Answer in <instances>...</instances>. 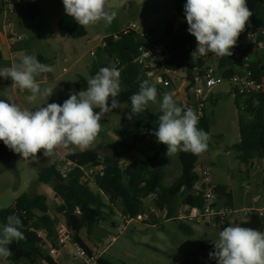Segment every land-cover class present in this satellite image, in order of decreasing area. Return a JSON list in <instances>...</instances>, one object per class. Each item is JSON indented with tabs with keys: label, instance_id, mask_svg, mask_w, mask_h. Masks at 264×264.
Returning <instances> with one entry per match:
<instances>
[{
	"label": "trees",
	"instance_id": "trees-1",
	"mask_svg": "<svg viewBox=\"0 0 264 264\" xmlns=\"http://www.w3.org/2000/svg\"><path fill=\"white\" fill-rule=\"evenodd\" d=\"M37 0H21L22 6L26 9L29 18L34 20L39 18V12L36 8ZM184 4L177 6V19L181 20L179 28L167 26L164 33L166 39L165 66L167 69L180 72L187 82L186 93L191 94L195 91L197 80L203 79V70L208 61L217 57V72L219 76L227 81L237 70L242 67L244 60H251L247 71L252 79L264 87V55L261 53L250 54L241 49L237 53L238 47L231 49L232 56H216L209 54L201 56L192 55L195 51L192 35L188 32V24L184 12ZM58 31L62 39L77 41L86 38V28L78 25L74 19L69 16L64 17L58 23ZM250 32L258 33L257 42L264 47V0H260V6L256 8L251 15L245 30L240 34L238 41ZM140 48L148 49L149 45L140 40L134 34L120 35L116 39L105 40V45L97 51V56L105 53L111 62H116L118 70L121 73V93L118 97L121 106L131 108L130 97L137 93L143 80H147L146 74L150 70V65H134L132 55H136ZM13 53L15 51L13 50ZM109 67L108 65H98L91 69V75L94 77L100 68ZM39 77H37V80ZM150 83V82H149ZM151 84V83H150ZM77 91L87 88V83L81 77L76 79ZM264 90V89H263ZM111 100H109V104ZM217 102L208 100L200 103L195 111L199 114L198 128L209 134L210 128L214 124V109ZM234 107L238 116V130L240 143L231 149L235 154L237 161L242 166H251L255 162L260 163L264 160V91L254 93L246 97L234 95ZM150 114L147 109L133 116V130L130 132L133 144H120L127 153L136 154L133 163L122 166L120 155L116 153V148L111 156L101 157L97 152L89 151L67 159L78 167L96 168L100 163L104 166V171L96 173L93 177L92 185L82 183V173L74 170L65 180L60 178L55 167L42 171L38 178V183L49 185L57 202L54 211L56 215L65 220V226L74 235L77 243L86 249L85 243L79 238L82 231H86L88 240L94 238L95 228L103 222L101 210L104 207V201L110 211L114 209L122 217L135 218L140 215H148V225L155 227V221L151 214H146L147 206L140 199V195H148L150 192L158 191V201L161 207L168 209L171 216L176 205L179 193L184 190L188 204L198 206L201 195L195 198L189 196V191L200 181L195 173L180 174L172 183H163L164 174L158 167V160L164 150L165 145L159 144V151L153 156H147L142 151L137 150L142 147L147 140L157 141L151 133L158 127L159 116ZM6 146L0 141V160L4 158ZM193 158L194 162L200 165L210 163V143L205 152L199 155L192 153L186 154ZM218 196L228 204L231 201L229 195H225V188L216 187ZM78 211L79 214H75ZM50 209L47 200L43 197H22L14 207L0 211V228L7 223L9 216L15 215L22 221L23 227L20 229L25 239L13 241L8 247L12 255L5 259L8 263L18 264L28 262L29 264H54L41 251L35 242V236L31 232L42 229L50 230L52 219L49 216ZM178 225V224H177ZM184 235L190 236L191 231L187 226L178 225ZM99 264H110L103 259Z\"/></svg>",
	"mask_w": 264,
	"mask_h": 264
},
{
	"label": "rangeland",
	"instance_id": "rangeland-1",
	"mask_svg": "<svg viewBox=\"0 0 264 264\" xmlns=\"http://www.w3.org/2000/svg\"><path fill=\"white\" fill-rule=\"evenodd\" d=\"M110 1H113L111 7L113 5L118 10V18L115 17L109 25L101 22L87 27L86 38L71 42L79 50L77 56L72 57V53L67 52L70 59L64 60L58 57V64L62 66L61 70L65 69L66 72L69 70V73L54 86L53 83H47L42 86V88L54 89L53 95L48 98V101H46V98H40L35 104L29 103L26 100V96L30 93L21 91L18 88H12L11 79L5 78L0 79V100L7 102V99H10L22 108L33 109V111H35L34 108L43 106L46 102L62 105L69 98L70 93L78 92L76 82L75 84L73 83L70 91H65L64 86L69 81L75 79L76 76H80L87 83L93 77L91 69L95 65L90 56V51L101 38H106V40L116 39L127 29L134 26L138 33L152 34L153 42L160 44L165 39L164 33L167 26L171 25L179 28L180 21L176 17V7L182 5V3L184 4V1L187 2V0ZM246 3L252 14L260 6V0H246ZM32 21H36V19H31L30 22ZM1 30L2 19L0 18V33ZM28 35L30 39L37 36L33 32L28 33ZM36 38L39 40L38 43L43 50L50 51L52 56L58 53L64 55L62 48L55 50L51 45V41H46L45 37ZM243 40H241L239 45L244 43L245 40ZM25 51L26 48L16 52L14 56H16L17 61L25 55ZM260 53L264 55L263 46L261 51H259ZM60 55L58 54V56ZM76 61H79L78 65L70 70ZM208 62L210 64L213 59ZM109 67L113 68V64H110ZM195 89H203V85L197 84ZM183 96L184 94L180 97L173 96L178 106H184L181 101ZM208 100L217 102V104L213 112L214 124L209 132L210 168L206 180L212 186L226 187L231 191L232 202L230 205L235 210L242 211L252 206L250 204H247V207L245 206L250 196L251 204H256V209H259L264 206V173L261 172V168L264 169V160L260 163L255 162L252 167L246 168L237 161L235 154L231 152L232 148L239 145L240 140L238 116L234 107L232 88L228 84H222L211 90L204 102ZM94 111L98 112L99 109ZM147 111L152 115L160 114L159 100L155 104L149 103ZM129 113V109L126 106H121L113 109L112 113L106 114L105 118L101 120L102 128L95 143L86 151H81L78 148L74 150L64 149L55 158H46L41 152L37 154L36 160L30 159L22 162L20 155L15 154L6 147L4 158L0 160V211L14 207L16 202L22 197H43L47 200V205L51 211L50 215L55 216L56 220L65 226L64 218L56 215L54 211L57 202L51 187L38 183L40 173L53 166L58 158H65L61 156H74L89 151L97 152L99 149L117 148L119 144L132 142V136L129 133L133 130V123L127 118ZM215 114L218 118L217 124H215ZM119 149L120 152L126 153L124 148L121 147ZM137 150L142 151L147 156H153L159 151V144L156 141L147 140ZM166 152L167 148L165 146L158 160V167L164 174L163 183H172L184 171L179 158L181 155L187 157L186 154L189 152L181 151L169 157L166 156ZM137 153L136 151L131 154H135L136 157ZM128 162L133 163L134 161L129 158L124 163ZM174 163L175 167H178V171L174 170ZM185 163V167L187 166L188 170L191 167L193 170L200 168V163L198 161L194 162L193 158L187 157ZM247 171L253 176L257 175V177L248 180ZM102 204L105 207L101 210L103 222L95 228L94 232L98 235V238L88 240L86 231H82L79 235V238L89 248L97 245L105 246L108 239L116 235L114 228L109 227L108 224L115 222L114 218L118 217V213L114 209L110 211L106 208L107 204L104 201ZM237 222H243V219H239ZM187 228L191 231L190 236L184 235L175 223H163L155 227L148 224H134L107 250L104 260L110 264H217V261L211 258L209 253L215 251L213 241L218 239L219 233L200 227ZM0 264L13 263H8L4 258L0 257ZM18 264L29 263L22 262ZM57 264L72 263L69 258H64L58 261Z\"/></svg>",
	"mask_w": 264,
	"mask_h": 264
},
{
	"label": "clouds",
	"instance_id": "clouds-1",
	"mask_svg": "<svg viewBox=\"0 0 264 264\" xmlns=\"http://www.w3.org/2000/svg\"><path fill=\"white\" fill-rule=\"evenodd\" d=\"M65 13L81 27L103 22L109 25L116 17L109 0H62ZM184 12L188 32L197 46L192 55L232 56L240 34L252 15L246 0H187ZM54 72V67L41 63L35 56L23 55L19 62L0 69V77L11 79L12 88L30 93L26 100L35 104L38 99L53 95L54 89L42 88L37 77ZM121 73L116 68L102 67L87 81V88L72 92L63 104L45 103L33 109L22 108L7 99L0 100V141L22 157V162L36 160L42 152L55 158L61 150H88L102 128L101 120L120 107ZM159 95V99H158ZM171 92L158 93L148 80L130 97L127 118L143 113L149 103L159 100L157 129L151 134L167 148L166 156L178 152L199 155L208 148L209 134L198 128L199 116L191 108L178 106ZM109 100L111 103L109 104ZM99 109V111H94ZM22 221L18 216L7 218L0 228V257L12 255L8 247L13 241L25 239ZM215 251L209 253L217 264H264V232L243 228L239 224L225 227L213 241Z\"/></svg>",
	"mask_w": 264,
	"mask_h": 264
},
{
	"label": "built area",
	"instance_id": "built-area-1",
	"mask_svg": "<svg viewBox=\"0 0 264 264\" xmlns=\"http://www.w3.org/2000/svg\"><path fill=\"white\" fill-rule=\"evenodd\" d=\"M3 2V14L5 17V34L7 40L11 46L23 43L26 41V36L17 34L9 24V19L15 14L20 2L18 0H2ZM134 34L140 40L146 42L149 38L148 33H138L137 29L132 26L127 29L123 35ZM258 33L250 32L246 36L244 41V51L250 54L259 53L263 44L257 42ZM263 35L264 32H260ZM165 54L164 46L149 45L148 49L140 48L137 54L133 57L132 63L134 65H151L150 70L146 74L147 80L156 86H160L164 89H170L176 82L183 79V75L175 70L167 69L163 63V57ZM92 58H95V54H91ZM14 59L15 56H13ZM251 60H244L242 67H240L236 74H234L229 80H223L218 72L212 66H208L203 70V89L196 90L194 97L199 103H204L208 94L214 88L228 84L232 88L234 95L238 97L250 96L254 93H261L264 87L257 84L247 71V67ZM113 63V68H118L116 62ZM199 108V106H197ZM183 108H189L184 105ZM56 174L63 179H67L68 176L74 171L79 170L82 173V183L92 185L93 177L96 173L104 171V166L100 163L96 168H81L70 162L68 159L58 158L54 163ZM264 173V169H262ZM204 178L202 183H198L189 191V196L192 198L201 195L200 203L198 206L188 204L186 199V193L182 190L176 201L173 213L170 216L166 207H161L158 201L159 192L153 191L148 195H140V199L147 206L146 214H151L155 221V225L163 223H175L187 227H200L208 230H212L215 233H219L225 227L235 226L237 220L243 219L244 223H249L251 217H258L264 220V207L260 209L247 208L242 211H234L224 206L220 197L216 192V187L212 186L206 180L208 174H203ZM75 214H79L78 211ZM117 222L112 225L116 235L110 237L105 246L97 245L91 248H82L75 240L74 235L68 230L66 226L61 225L57 220L53 219L51 223V229H42L40 231L31 232L35 236V242L44 253V255L50 259L54 264L58 261L69 258L72 264H99L100 260L104 258L107 250L115 244L120 236L132 225L148 224V215H140L135 218L122 217L118 214ZM262 221V220H261ZM258 231L264 232V221Z\"/></svg>",
	"mask_w": 264,
	"mask_h": 264
},
{
	"label": "crops",
	"instance_id": "crops-1",
	"mask_svg": "<svg viewBox=\"0 0 264 264\" xmlns=\"http://www.w3.org/2000/svg\"><path fill=\"white\" fill-rule=\"evenodd\" d=\"M18 1L20 2L19 7L17 8L15 14L8 21H9V24L11 25V27L14 29V31L17 34H21V35L26 36V41H24L23 43H20V44H16L14 46H11L9 44L7 37H6V34L4 32L5 31V20H4L5 17L3 14L4 13L3 12V2L1 0L0 18L2 19V30H1L2 34L0 33V69H2L4 67H10L13 63L19 62V61H17L16 56H15L16 59H14L13 56L16 54V52L18 50L21 51L24 48H26L25 54L35 56L41 63L46 64V65H51L54 67V72L44 73L38 79V82L41 84V86H45L47 83H53V86H54L55 84L59 83L62 80V78L69 73V70L67 72L65 69L61 70L62 66L58 64V61H57L58 57H60V59L67 60V59H70L67 52L68 53L71 52L72 57H75L78 55V51H79L77 49V47H75L71 43L72 42L71 40L62 39L60 34H59L58 23L61 19L68 16L65 13V9H64V5L62 3V0H37L36 1V8L39 12V18H37L36 21H32V22H30L31 19L29 18V15H28L26 9L22 6L21 0H18ZM112 2L109 0L110 5ZM111 9L116 12V18H118V10L115 9L113 5H112ZM176 17H177V7H176ZM179 21H180L179 23H181V20H179ZM175 29H177V28L175 27ZM86 31H87V28H86ZM30 32L36 33L37 36H34L35 38L30 39L29 35H28V33H30ZM148 35H149V38L146 41L147 45L164 46V44L167 43L166 39H163V41L160 44H157L158 42H153V35L150 33ZM47 36L49 37V39ZM36 37H38V39L45 37L46 41H51V45L55 50L62 48L64 51V55H60V53H58L60 56H58V54H56L55 56L54 55L52 56L50 51L45 50L46 51L45 52L43 50V48L41 47V45L38 43L39 40H37ZM105 40H106V38H101L90 51L91 54H95V58L91 57L94 61L95 66L101 65L99 63L101 55L97 56V51L104 47ZM192 40L194 43V47L196 49L197 42H196V39L194 36H192ZM239 43L240 42H237L235 47H238V49L241 51V49H244L243 47H244L245 43H241L240 45H239ZM13 50L15 51V53H13ZM72 50H73V52H72ZM47 52H49V53H47ZM91 54H90V56H91ZM131 57L133 59L134 55H132ZM107 59H108V56L103 59V62H106ZM212 59H213V62H211L210 64L208 62V64L205 65L204 69L208 66H212L215 69H217V66H218L217 57H214ZM78 63H79V61H76L71 66L70 70L74 69L78 65ZM163 63H165V59H163ZM110 64H113V63L110 61ZM150 67H151V65H150ZM77 77H80V76H76L75 79L69 81L64 86L66 89L65 91H70L71 86L73 85V83L75 84ZM2 78L3 77H0V79H2ZM49 79H51V80H49ZM11 83H12V81H11ZM197 84L203 85L202 80H197ZM151 85L155 86L159 91H161V93L171 92L174 94V96H177V97H180L184 94V96L181 98L182 103L184 105H187L189 108L193 109L194 111L196 109L195 108L196 105L199 103L198 101H196V99L194 97V92L196 90H199V89H195V91L192 92L191 94L190 93L187 94L186 93L187 82L185 81L184 76H183V79L181 81L176 82L170 89H164L160 86H156L153 84H151ZM15 89H17V88H15ZM158 99H159V95H158ZM195 112L198 114L197 111H195ZM198 116H199V114H198ZM215 118H216L215 124H217L218 118H217L216 114H215ZM238 132H239V130H238ZM239 139H240V137H239ZM130 143H132V142H130ZM130 143H128V144H130ZM239 143H240V140H239ZM119 148H121V147L116 148V153L120 155L121 164L126 162L129 158L133 159V161L135 160V158H136L135 154L127 153V151H126V153H123V151L120 152ZM112 152H113V150H111V148H108L107 150L99 149L97 151V153L101 157L111 156ZM61 157H65L64 159H67L69 156H61ZM185 159H187V157H185V155H181V157L179 158V161L182 165V168L184 169L182 174L195 173L199 177V179H200L199 183L201 184L203 181V179L201 180V178H204L203 174H209L210 165L204 164V165H200V168L197 170H193L192 167L188 170L187 166L185 167V164H186ZM129 164H131V162L124 163L122 166H127ZM252 165H251V167H252ZM188 167H189V165H188ZM244 167H246V166H244ZM248 167H250V166H248ZM248 167H246V168H248ZM173 168H174V170L178 171V167L177 166L175 167V163L173 165ZM261 172H262V168H261ZM247 176H248V180H250L251 178L253 179V178L257 177V175L253 176L248 171H247ZM263 184H264V182H263ZM215 187H217V186H215ZM222 188L226 189L225 195H229L231 197L230 201L232 202L231 191L226 187H222ZM220 201L224 206H226V207H228L234 211H240V210H235V208H233L230 205L231 202L227 204L225 202V200H223L221 198H220ZM247 204H250L252 206L247 207ZM245 206L247 208H255L256 209V207H255L256 204H251V196L247 199ZM263 207L264 206H261L260 208H263ZM247 208H245V209H247ZM50 214H51V211L49 213V216L51 217L52 220L53 219L56 220V217L52 216ZM117 219H118L117 217L114 218V221L117 222ZM261 220H262V222L264 221L263 219H261ZM114 223H112V224L109 223L108 226L112 227V225ZM243 223H244V221L243 222H237V224H239V225L243 224ZM96 238H98V235ZM86 247L89 248L87 245H86Z\"/></svg>",
	"mask_w": 264,
	"mask_h": 264
},
{
	"label": "water",
	"instance_id": "water-1",
	"mask_svg": "<svg viewBox=\"0 0 264 264\" xmlns=\"http://www.w3.org/2000/svg\"><path fill=\"white\" fill-rule=\"evenodd\" d=\"M243 39L246 40L245 37H244ZM244 45H245V44H244ZM236 51H237L238 53L240 52L239 49H237ZM106 57H107V55H106L105 53H102V54H101V56H100V61H99V63H100L101 65H109V64H110L109 57H108V59H107L106 62H103V59L106 58ZM131 62H132V61H131V59H130V60H129V63H131ZM158 92H161V91L158 90ZM130 144H133V143H130ZM261 224H262V221H261L260 218H258V217H251L250 220H249V223H243V224H240V226L243 227V228H250V229H254V230H257V231H258V230L260 229V227H261ZM96 237H97V234L94 233V238H96Z\"/></svg>",
	"mask_w": 264,
	"mask_h": 264
}]
</instances>
